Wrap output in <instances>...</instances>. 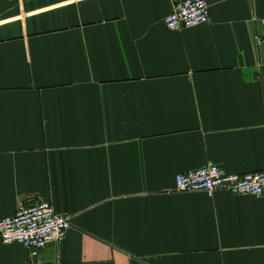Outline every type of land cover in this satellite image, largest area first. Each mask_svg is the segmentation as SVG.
I'll return each instance as SVG.
<instances>
[{"label": "crops", "instance_id": "obj_1", "mask_svg": "<svg viewBox=\"0 0 264 264\" xmlns=\"http://www.w3.org/2000/svg\"><path fill=\"white\" fill-rule=\"evenodd\" d=\"M0 0V221L72 228L45 264H264V194L179 192L208 163L264 172V0ZM0 238V264H30Z\"/></svg>", "mask_w": 264, "mask_h": 264}, {"label": "built area", "instance_id": "obj_2", "mask_svg": "<svg viewBox=\"0 0 264 264\" xmlns=\"http://www.w3.org/2000/svg\"><path fill=\"white\" fill-rule=\"evenodd\" d=\"M209 20L207 0H184L174 5L165 26L170 31H179L201 26ZM262 25L259 40L264 41V18ZM175 185L179 192L227 190L257 198L264 194V172L228 174L208 163L196 171L177 175ZM71 228V216L57 213L48 202H37L21 208L14 217L0 221V238L7 244L23 245L29 252L30 264H45L40 260L42 252L49 245L61 242Z\"/></svg>", "mask_w": 264, "mask_h": 264}]
</instances>
